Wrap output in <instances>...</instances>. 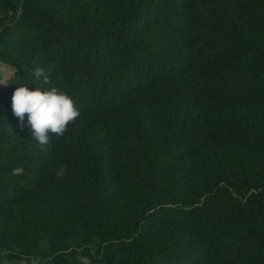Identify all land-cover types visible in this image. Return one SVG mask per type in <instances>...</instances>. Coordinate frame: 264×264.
<instances>
[{"label": "trees", "instance_id": "trees-1", "mask_svg": "<svg viewBox=\"0 0 264 264\" xmlns=\"http://www.w3.org/2000/svg\"><path fill=\"white\" fill-rule=\"evenodd\" d=\"M0 79V264H264V0H0Z\"/></svg>", "mask_w": 264, "mask_h": 264}, {"label": "clouds", "instance_id": "clouds-1", "mask_svg": "<svg viewBox=\"0 0 264 264\" xmlns=\"http://www.w3.org/2000/svg\"><path fill=\"white\" fill-rule=\"evenodd\" d=\"M31 76L32 84L36 87L19 85L12 95V111L21 124L27 116L32 139L46 150L51 136L62 137L80 112L74 99L67 93L55 86L44 88L35 83L50 84V78L42 67L34 66ZM0 83L6 84L2 79ZM58 175H63V169L59 170Z\"/></svg>", "mask_w": 264, "mask_h": 264}, {"label": "rangeland", "instance_id": "rangeland-1", "mask_svg": "<svg viewBox=\"0 0 264 264\" xmlns=\"http://www.w3.org/2000/svg\"><path fill=\"white\" fill-rule=\"evenodd\" d=\"M8 71H6V73H7ZM8 261V260H7ZM9 263V262H8ZM15 264H20V263H15Z\"/></svg>", "mask_w": 264, "mask_h": 264}]
</instances>
